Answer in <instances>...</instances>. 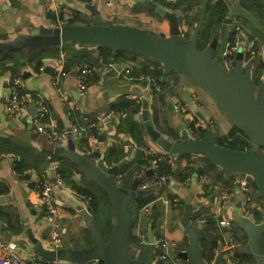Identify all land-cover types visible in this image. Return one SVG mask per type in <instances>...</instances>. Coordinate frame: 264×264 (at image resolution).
Masks as SVG:
<instances>
[{"label":"crops","instance_id":"crops-1","mask_svg":"<svg viewBox=\"0 0 264 264\" xmlns=\"http://www.w3.org/2000/svg\"><path fill=\"white\" fill-rule=\"evenodd\" d=\"M225 1L228 4L225 22L214 31L217 34V38L218 32H221L222 35L224 34L223 46L230 40L229 32L233 30L234 24L240 25L237 15H240L245 20L243 26H246V29L243 28V34L241 35L242 46H246L248 38L252 35H257L264 41V19H261L254 10L246 8L244 5L246 0H239L241 9L239 14L232 10L227 0ZM261 1H263L264 5V0ZM85 4H96L102 17L114 23L129 24L160 35H169L167 21L142 9L137 0H0V42H11L14 38L25 35L30 26L38 28L40 26L54 27L67 24L68 20L76 14L81 19L86 20L84 23L89 22L92 16L84 6ZM248 11L253 12V15L249 14ZM53 16L54 18H52ZM88 48L93 50L94 47ZM127 55L129 57L131 54L128 53ZM132 56H134V60L116 62L113 66H90L91 64L87 61H83L81 63L82 67H80L83 68L89 65L91 71L86 74L87 88L82 95H79L77 90V77L81 68L76 65L71 66L68 71H64L63 52H60L53 59H46L42 65L43 69L41 71L39 69V72L34 71L24 63L20 70L21 86L25 91H33L44 97L49 108V117L46 118L47 125L56 128H68L72 125L73 121H70L69 113L74 104L79 106V111L82 115L81 124L85 125L91 120H96V135L91 131L85 130L75 134V136L73 135V138L70 137L75 149L84 154H86V150L91 145L101 154H104L112 145H117L124 149L126 154L124 158L131 159L134 156L138 146L135 145L130 134L126 131V126L129 123L124 122L123 116L127 113L132 114V121L138 122L137 114L140 107L136 113L111 112L109 110L110 105L121 98L140 102L138 96L134 93L136 88L148 98L151 122L157 130L168 137H171L169 135L170 132H174L175 137H177L182 125L188 128L185 124L189 122L187 119L188 115H183L181 112L183 105L187 107L194 104L204 115L202 120L199 116L192 114L197 125L206 126L208 121H212L213 117L220 116V113H223L216 105L213 97L205 89L177 72H162L160 80L164 81L165 84L160 85L155 79L157 87L154 90L147 88L143 85V82H127L123 80L122 74L125 69H129L132 74H137L142 71L136 70V68H140L143 63L150 62L152 70L150 69L149 71L151 73L159 63L138 54ZM255 59L260 61L258 56ZM115 65H120V69L116 73H112L109 70ZM24 71H28L30 74L23 77L22 73ZM9 77L5 71L0 69V138H6L7 140V144L0 147V188H5V191L0 193V208L5 212V216H0V236L5 240L14 241L16 243L14 251L22 258L39 262L45 259L35 253L28 235L37 238L46 248L55 246L50 241V234L53 230L52 218L42 210L35 190V183L40 178L37 172L42 171L43 174L49 166L47 155L45 159L42 151L49 150L50 146L48 141L36 132L32 125L31 117L35 113V108L32 113L27 109V113L18 118H10L5 114L4 105L8 95ZM138 123L143 130V139L146 143V148H141L151 149L153 152L162 151L154 145L144 132L142 123ZM83 137L86 138L84 139L85 141L82 140ZM67 141L68 138L62 141L61 145L66 146ZM25 149H31V154H25ZM20 153L27 155L31 165V168L23 173H18L14 170L15 160L20 158ZM185 165H187L186 167L191 166L187 162H183L182 166ZM202 165L203 162L200 160V163L194 166L202 167ZM156 172L150 176L145 175L142 180L140 176L138 187L143 182H151ZM236 175L245 176L253 181L249 175L239 173ZM148 177L151 178L146 179ZM72 178L76 182L89 184L87 177H83L80 172L75 170L72 173ZM205 182L204 177L194 176L190 180L180 183L173 176V182L169 181L168 185L163 186H167L165 187L167 192L182 199L183 204L186 194L192 193L194 201L200 203L194 209L197 210L198 207L201 209L195 213H208L212 218L216 219L215 224L208 226L203 231L205 238L204 247L214 235L219 233L222 238L223 235L226 236L221 246L228 240L232 242L233 247L236 249V240L218 225L219 219L223 217L231 218L232 207L236 202L223 207L215 193L207 199L203 196ZM130 184L124 189H128ZM158 188L160 187L147 188L151 189V192L156 197L151 202L149 213H137L136 223L131 231L139 239H141V234L144 233L146 241L147 225L153 219L151 217L152 212H156L157 216L153 226L156 241L163 239L167 242L164 246L156 247V250L161 249V252L168 253L170 258H177L174 250H185L188 244L187 235L177 225L183 207L169 204V201H166L168 200L166 191L158 194ZM71 189L67 183L63 187L59 185L54 187L55 204L58 207L60 237L62 242L68 240L74 248L87 247L92 244L93 238L88 231L86 222L78 212L75 213L77 211L76 206L82 207L84 202L73 194ZM251 191L253 207L247 215L255 222H264V195L257 189L252 188ZM237 194L239 198L240 193ZM148 216H150V219H148ZM262 236L264 238V232ZM246 240L247 237L244 241L238 242V244H245ZM57 247L59 246L55 248ZM221 249L225 250L222 247ZM133 251L135 253L137 249ZM227 258L228 254L224 251V264H226ZM179 262L181 261L179 260ZM184 264L187 263L184 262ZM238 264L246 263L241 262Z\"/></svg>","mask_w":264,"mask_h":264},{"label":"water","instance_id":"water-1","mask_svg":"<svg viewBox=\"0 0 264 264\" xmlns=\"http://www.w3.org/2000/svg\"><path fill=\"white\" fill-rule=\"evenodd\" d=\"M148 9L155 11L169 25V35H160L150 30L129 24L114 23L104 19L96 4H85L92 18L86 23H67L54 27L40 26L29 27L25 35H20L11 42H0V49L15 48L20 44L31 48L45 45L71 44L104 46L118 49H132L146 54L160 61L163 72H177L188 80L201 86L214 99L216 105L225 114L231 124L236 126L250 139L251 145L231 148L216 143V134L211 126L207 127L204 137L190 136L183 125L179 135L175 138L168 137L155 128L150 120L149 102L145 94L135 89L134 93L140 101V110L137 114L138 122L142 123L144 132L162 151L173 155L185 153L197 154L217 165L225 177L238 172L249 175L257 190L264 195V157H258L256 150L264 147V78L257 80L252 75V60L244 61L242 49L235 56L232 69L227 70L220 62L213 58L216 51L218 38L214 33L205 49L197 48V38L202 26L206 4L203 0L200 7L198 21L190 36L183 34L179 17L185 11L184 7L177 10L160 5L155 0H137ZM232 10L239 14L241 9L239 0H227ZM46 69V68H45ZM120 65H115L109 71L116 73ZM30 74L22 73L23 77ZM93 79V78H91ZM143 85L146 86L144 82ZM192 111L204 119V115L193 104ZM34 112V107L28 108ZM125 123L132 121V114L123 116ZM49 150L63 156L75 164L81 173L91 180L106 194L113 225L110 236L106 240L99 231L92 214L81 206H76L78 213L87 224L89 233L93 238L90 246L74 248L68 240H64L57 248L44 247L37 238L28 235L35 253L45 260L64 261L68 263L84 264L101 262L103 264H152L156 255V236L153 231V218L147 225L146 241L143 242L131 255L130 233L132 228L131 202L140 196L151 192V189H140L139 178H135L128 189L117 184L116 173L120 162L108 165L104 154L97 160H91L84 153L74 147L68 137L66 146H53L49 143ZM157 168L146 169V175H152ZM200 203L194 201L192 193L186 194L182 213L177 225L187 235L188 244L185 250L175 249L179 264H222L224 251L221 245L211 261H206L200 246L203 232L191 220V213ZM241 202L237 201L232 207V220L244 231L247 240L245 244L235 247L246 255V264H264V222H255L249 215L240 210ZM183 262V263H182ZM154 264H170L168 260H157Z\"/></svg>","mask_w":264,"mask_h":264},{"label":"trees","instance_id":"trees-1","mask_svg":"<svg viewBox=\"0 0 264 264\" xmlns=\"http://www.w3.org/2000/svg\"><path fill=\"white\" fill-rule=\"evenodd\" d=\"M155 1L158 2L160 5L166 6L167 8L174 10H177L181 7L185 8V11L179 17V22L182 25V27H185L183 29L184 36L188 38L191 34L189 33V28H191L192 26L194 28L196 22L198 21L200 7L203 0H177L174 4L167 3L165 2V0H155ZM138 3L140 4L141 8L147 11L148 13L154 14L161 18L159 14H157L153 10L148 9L143 3L139 1ZM244 5L246 6V8L250 10H254L255 13L258 16H260L261 19H264L263 1L246 0L244 2ZM227 12H228V4L225 0H209L207 2L204 20L200 28V31L198 33V38L196 43L198 49H205L207 47L208 43L210 42L214 34V31H216L217 28L225 22ZM52 18H54V16ZM85 21L86 20L81 19L80 16L76 14L70 20H68V23H80V22L84 23ZM233 34H234V30H231L229 32L230 40L231 38H233ZM88 47H94V48L92 50L91 48ZM60 52L64 53V58H63L64 71H68L71 68V66L78 65L80 67L83 61H87L89 64H91L90 66L96 65L97 67H103L110 63L125 62V60L127 61L134 60L135 58L134 56H132L134 54L144 56L149 60L158 61L155 58H152L146 54H143L139 51L132 49H118V48L93 46V45L79 46V45L71 44L70 42L62 45L50 44L37 48H31L28 45L20 44L15 48L0 49V69L5 71L10 77L16 75H19L21 77L20 70L23 64L25 63L34 71L39 72L40 66L43 65L46 59L49 58L53 59L57 57ZM128 53L131 54L129 55V57L127 55ZM94 54H96L97 57L96 55L94 56ZM158 62L159 63L157 64L156 69L153 70L151 74L160 85H164L165 82L160 80L163 69L161 68L160 61ZM90 66L87 65L86 67L90 68ZM150 69H151L150 62L143 63L140 65V68H136V70H141L142 72H149V73H150L149 71ZM261 73H262L261 60L257 61L254 58L252 62V75L256 79V81L259 80ZM139 107H140V102H136L133 99L121 98L110 105L109 111L136 113L138 112ZM81 116L82 115L80 111H73L72 109H70L69 119L70 121H73L72 124L74 123L81 124V120H80ZM95 122L96 120H91V123H95ZM88 123H86L85 125H87ZM189 125L193 127V123H190ZM120 129L122 128L120 127ZM87 130L91 131L94 135H96L97 127L93 125L88 127ZM206 130H207L206 128L200 129L199 135L197 137L198 138L204 137L206 134ZM126 131L130 134L135 145L138 146V149L134 152V156L131 159L124 158L126 155L124 149L117 145H112L104 153V160L107 164H115L120 162L118 171L124 173L121 184L122 188H127L128 185L132 182V180L136 177L140 178L141 176V180L143 177L145 178L146 174L144 172L146 168L149 167L150 161L153 158V156H155L152 154L151 155L145 154L144 150L146 149L141 148V147L146 148V143L145 140L143 139V130L138 122L136 121L130 122L126 126ZM214 132L216 134L215 140L218 145L228 146L231 148H236L237 146H241V145L248 148L251 145V141L245 135V133H243L233 124H231L229 130L224 134H218L216 133L215 130ZM169 135L172 138H175L174 132H170ZM84 139L86 138L83 137L82 140ZM4 144H7L6 138H0V147L3 146ZM24 151L25 154H29V153L31 154L32 152L31 149H25ZM263 151H264V147H258L256 150V155L258 157L263 158L264 157ZM42 153L45 159H46V155L50 154L52 158L59 161V170L64 181L68 185H70V187L74 188L82 196L83 202L86 201L87 210L92 214V217L95 220V223L99 231L101 232L104 239L107 240L110 236L111 228L113 225V216L111 214V208L106 194L103 192L101 188H99L92 181L86 178L75 164H73L63 156L56 154L50 150H43ZM25 154L20 153V158L15 160L14 170L18 173H23L25 170L31 168L29 159ZM100 154L101 153L99 151L95 150L91 154L89 155L86 154V155L91 160H94L96 158H99ZM180 156L189 158L191 156V153H185ZM198 156L199 159L203 162L202 167L192 166L193 167L192 168L191 166H189V171L183 172L180 169L172 170L171 167L166 162L160 161L156 165L157 173H172L176 181L180 183L185 182V178L189 174L197 173V174H202V176L206 175L208 179H206V182L204 184L203 196L206 197L207 199H209L213 193L217 195V187L220 188L231 187L232 184L231 182L235 178V175L238 174V172L232 173L228 177H225L217 165L213 164L210 160H208L203 156L200 155ZM74 170L80 172L82 176L89 181V184H82L76 182L72 178V173ZM37 174L39 175L38 177H42L41 176L42 171H38ZM239 174L246 175L243 173H239ZM150 178L151 177H148L146 179H150ZM251 185L253 189H257L253 181L251 182ZM165 187L166 186H161L160 188H158L157 193L161 194L159 192H163V191L165 192L166 191ZM4 191L5 188H0V193ZM166 193H167V197L169 198L173 196L172 193H169L167 191ZM155 197H156L155 194L150 192L144 196L136 197L131 202L130 211L132 215V228L136 223L137 213L140 214L141 208L144 205L153 202ZM240 199L241 196L238 198V194L236 193L235 202L239 201ZM180 201H181L180 207H183V200L180 199ZM200 210L201 209L198 207L197 210L194 209L192 211L191 220L195 225L202 227L204 231V229H206L208 226L215 224L216 219L212 218L208 213H201L204 222L202 224L197 223L195 221V218L198 217L200 214L199 213L196 214L195 212H199ZM245 214H249V213L247 212ZM0 216L1 217L5 216V212L1 208H0ZM148 219H150V216H148ZM154 222L155 219H153L152 226H154ZM241 231H242L241 235L234 237V239L238 242L244 241V239H246V234L244 233L243 230ZM130 239H131V251L138 249V247L141 245V239H139L138 236L133 234L132 231L130 233ZM204 239L205 238L203 232L200 238V246L202 247L205 260L209 262L213 259L216 251L218 250L219 245L223 243V238L218 233L211 238V240L205 247H204ZM221 247L224 248L223 246ZM161 251H162L161 249H157L156 254L161 253ZM234 255L237 257L238 263L247 261L246 255L237 249L234 250ZM224 263L225 262L223 260L222 264ZM95 264H103V263L96 262Z\"/></svg>","mask_w":264,"mask_h":264},{"label":"built area","instance_id":"built-area-1","mask_svg":"<svg viewBox=\"0 0 264 264\" xmlns=\"http://www.w3.org/2000/svg\"><path fill=\"white\" fill-rule=\"evenodd\" d=\"M177 0H165L167 3L174 4ZM234 34L233 38L225 43L223 48H221L217 53V58L227 70L232 69V64L234 61V55L236 52L241 48L243 57L246 54V60H253L255 57H259L262 63V73L260 75L259 80L264 78V41H262L257 35H252L248 38L246 46H242L241 44V35L243 34V28L240 25L234 24L233 26ZM217 61V60H216ZM113 66L114 63L108 64ZM40 71L43 69L40 66ZM91 71L88 67H83L78 73L77 77V90L79 95H82L86 91V74ZM123 80L127 82H138L146 83V87L150 88L151 86L157 87L155 78L149 72H140L137 74H132L129 69H125L122 74ZM30 106H34L35 113L31 117L32 125L36 132H38L41 136L48 141V143L52 144L53 146H61L62 141H64L68 137H74L75 134H79L81 131L87 130L90 126H95V123H88L87 125L83 126L80 123H74L70 125L68 128H56L54 126H50L46 124V118L49 117V108L48 104L45 101L44 97L39 93L33 91H25L21 86V77L19 75L9 77V86H8V95L4 105L5 114L10 118H18L27 113V109ZM71 109L73 111H79V106L74 104ZM181 111L186 116L187 109L185 106H182ZM99 119V118H98ZM97 119V120H98ZM100 120V119H99ZM189 121V120H188ZM74 135V136H73ZM96 149L91 145L86 150V154H91ZM145 154L148 155H155L150 161V165L148 168L154 169L156 165L160 161L166 162L172 170L180 169L183 172L189 171V166L186 167L182 166L183 162H187V164L195 167L194 165L200 163L199 156L197 154H191L189 158L182 157L180 155H173L169 154L165 151L160 152H153L151 149L144 150ZM85 154V155H86ZM87 156V155H86ZM47 159L49 161L48 168L44 171L42 177H40L35 183V190L38 195V200L41 203L42 210L47 213L52 218L53 222V230L50 234V241L51 244L56 246H60L62 239L59 233V217H58V207L55 204V197H54V187L59 185L63 187L65 185V181L60 173L59 170V161L52 158L50 154H47ZM96 158L95 160H97ZM147 168V169H148ZM124 173L117 171L116 173V181L117 184L121 186L122 178ZM187 175V174H186ZM204 177L205 180L208 179L206 175L202 174H189L185 178V182L190 180L192 177ZM169 181L173 182V174L172 173H157L154 175L153 180L151 182H143L139 185L140 189H147L161 187L163 185H168ZM252 180L246 178L245 176H238L235 175V178L232 180L231 187L229 188H220L217 187V196L219 198L220 204L223 207H227L235 202L236 193H240L241 202L240 210L242 213L249 212L253 205H252ZM170 186V185H169ZM167 187V186H166ZM72 188V187H70ZM72 193L78 196L82 200V196L74 189H71ZM169 204L180 207L181 201L177 195L168 198ZM146 204L141 208L140 214L149 213L150 212V205ZM83 208H86V201L84 202ZM87 209V208H86ZM75 211V213H77ZM195 221L199 224L204 222L202 218V214L195 218ZM218 225L226 231L227 234L235 236L242 234V229L232 220V218L223 217L218 220ZM141 241L145 242V234H141ZM226 236L223 235V241L226 239ZM157 247L166 245V241L163 239L157 240ZM234 245L230 241H225L223 247L225 248V253L228 254V258L226 259V264H238V259L234 255L235 248ZM16 248V243L11 240H5L0 236V264H75V263H68L64 261H29L22 258L18 253L14 250ZM168 260L170 264H179L178 258H170L168 253H157L152 260L154 264L157 260ZM96 262L91 263H84V264H95ZM246 263V262H245Z\"/></svg>","mask_w":264,"mask_h":264},{"label":"rangeland","instance_id":"rangeland-1","mask_svg":"<svg viewBox=\"0 0 264 264\" xmlns=\"http://www.w3.org/2000/svg\"><path fill=\"white\" fill-rule=\"evenodd\" d=\"M248 12H249V14L253 15V12H250V11H248ZM237 19H238V23L242 26L241 28L246 29V26H243V22L245 20L240 15H237ZM138 25H140V24H138ZM182 29H183V27H182ZM192 30H193V26L191 28H189V33H191ZM224 39H225L224 34L222 35L221 32H218V44H217V47L223 48V42L222 41H224ZM221 48H216V51L213 54V58L216 59L217 61H219V59L217 58V53H218V51ZM211 120L212 121H210V122L208 121V125H210V126L214 125L213 127L216 128V133H218V134L226 133L229 130L230 126H231L230 121L225 117V115L223 113H220V116L213 117ZM185 124L188 126L187 123H185ZM215 128H214V130H215ZM98 206H99V204H98ZM130 254L131 255H135L134 251H131Z\"/></svg>","mask_w":264,"mask_h":264},{"label":"flooded vegetation","instance_id":"flooded-vegetation-1","mask_svg":"<svg viewBox=\"0 0 264 264\" xmlns=\"http://www.w3.org/2000/svg\"><path fill=\"white\" fill-rule=\"evenodd\" d=\"M183 32V34H184V31H182ZM235 56V55H234ZM246 58H247V55L245 54L244 55V59L246 60ZM216 60V59H215ZM144 83V82H143ZM150 89L151 90H154V89H156V87H154V86H151L150 87ZM184 106V105H183ZM185 108L187 109V114H188V120H189V122L187 123L188 124V131H189V134H190V136H193V137H195V138H198L197 136L199 135V130L200 129H202V128H206L207 129V127L208 126H210V125H206V126H204V125H197L196 124V121H195V118H194V115H196L193 111H192V109H191V106H185ZM191 111H192V113H191ZM182 112V111H181ZM192 114H194V115H192ZM184 115V114H183ZM197 116V115H196ZM203 120V119H202ZM190 123H193V127L192 126H190L189 124ZM212 127V126H211ZM212 128H214V127H212Z\"/></svg>","mask_w":264,"mask_h":264}]
</instances>
